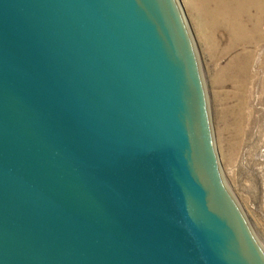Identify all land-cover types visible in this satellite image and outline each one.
I'll return each mask as SVG.
<instances>
[{
  "label": "water",
  "instance_id": "95a60500",
  "mask_svg": "<svg viewBox=\"0 0 264 264\" xmlns=\"http://www.w3.org/2000/svg\"><path fill=\"white\" fill-rule=\"evenodd\" d=\"M0 264H264L179 0H0Z\"/></svg>",
  "mask_w": 264,
  "mask_h": 264
},
{
  "label": "rangeland",
  "instance_id": "374dc122",
  "mask_svg": "<svg viewBox=\"0 0 264 264\" xmlns=\"http://www.w3.org/2000/svg\"><path fill=\"white\" fill-rule=\"evenodd\" d=\"M179 1L193 38L213 146L223 183L243 215L257 244L264 252V134L256 128L252 129L250 133L253 135H250L239 151V159L236 164L231 160V145L235 142V134L226 130L227 122L225 121L226 113L237 104L235 101L236 88L228 79L226 67L231 59L242 50L254 51L256 49L252 45H247L246 49H236L237 51L234 50L227 54L229 38L224 30L210 28L208 22L198 19L196 12L193 11L187 0ZM254 12L252 14H255ZM259 22H261L259 31L264 34V11ZM263 55L264 46H261L255 52L252 61L253 72L259 71ZM258 73V76L261 77L262 73ZM249 87L252 97L251 105L255 107V112L257 109L261 111V106L258 104L259 86L254 81ZM229 122L231 123V121Z\"/></svg>",
  "mask_w": 264,
  "mask_h": 264
},
{
  "label": "bare ground",
  "instance_id": "6f19581e",
  "mask_svg": "<svg viewBox=\"0 0 264 264\" xmlns=\"http://www.w3.org/2000/svg\"><path fill=\"white\" fill-rule=\"evenodd\" d=\"M187 1L200 21L208 22V26L213 27L214 30L223 29L228 35L227 54L236 49H246L247 45H252L256 49L254 51L242 50L231 59L226 67L228 79L236 88L235 101L237 104L231 107L230 111L228 110L225 121L227 122L226 130L235 134V142L231 145V160L237 164L239 151L250 135H253L250 133L252 129L256 128L264 134V55L258 71L262 73V76L259 77V73L252 70L255 52L264 46V34L259 31L261 23L259 21L264 11V0ZM253 11L255 14H252ZM254 81L259 86L261 95L258 99L261 111L256 108V112L255 107L251 105L252 97L249 91V85Z\"/></svg>",
  "mask_w": 264,
  "mask_h": 264
}]
</instances>
